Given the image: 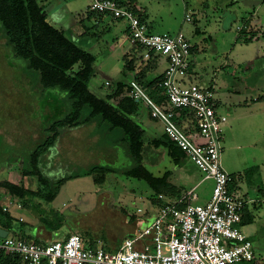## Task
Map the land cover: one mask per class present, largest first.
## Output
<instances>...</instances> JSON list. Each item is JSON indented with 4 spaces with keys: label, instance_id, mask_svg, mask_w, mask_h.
<instances>
[{
    "label": "rangeland",
    "instance_id": "obj_1",
    "mask_svg": "<svg viewBox=\"0 0 264 264\" xmlns=\"http://www.w3.org/2000/svg\"><path fill=\"white\" fill-rule=\"evenodd\" d=\"M37 1L44 6L47 20L53 26L64 30L69 39L95 55V71L90 88L97 96L105 97L118 81L128 83L132 79L134 72L123 73L124 53L130 49L129 42L125 41L126 20L109 19L96 24L94 19H88L91 0ZM134 1L144 12L146 24L152 33L182 32L194 45L198 44L197 49L204 45L206 48L211 46L215 51L229 50L231 41L228 37L240 34L239 27L249 28L259 24L260 38L247 43L239 42L232 47L247 59L232 60L238 63L237 66L241 62L242 73H251L250 82L260 86L258 94L263 102L262 111L256 116L254 124L249 123L246 115L226 117L221 134V160L223 167L242 188L239 194L246 199L244 217L248 220L244 227L255 233L254 244L263 253L258 256L264 259V58L257 59L264 51V6L259 12L261 22L258 23L257 19L248 20L256 6L251 7L245 0ZM260 1H263L261 5L264 4V0ZM187 15L192 22L186 20ZM208 35L213 40H203ZM224 36L226 38H222ZM199 54L197 50L191 61L205 79L199 81L200 84L207 87L213 73L218 72L216 69L219 72L223 69L221 62L228 59L215 56L213 59H199ZM142 65L145 63L140 59L135 67ZM165 65L166 60L162 57L149 74V79L157 77ZM238 69L237 74L240 73ZM225 71L230 70H224L220 75H225ZM106 82L112 86H107ZM190 82L196 83L197 80ZM68 105L66 93L58 89L43 90L39 73L29 70L27 62L14 54L0 26V183L23 185L33 191L40 187L43 195L42 198L30 195L24 202V199L21 201L16 196H4L3 193L7 191L0 185V204L14 217L10 236H24L25 232L33 235L41 218H44L47 222L51 221L48 225L44 224L50 230L62 223L58 230L60 233L54 231V236L61 239L75 233L84 238L86 245L97 240L105 241L106 245L118 244L128 236L131 227H136L134 219L147 218V211L152 209V199H158L161 194L164 196L162 203H172L197 187L199 204L204 205L211 199L214 181L204 179V174L194 162L181 157L177 166L167 150L155 149L149 144L163 132L164 125L150 119L142 103L136 119L144 128V139L149 144L145 149L143 166L157 177L170 172L173 187L157 193L145 179L126 175L124 172L134 162L125 152L120 133L116 131L109 135L106 126L100 129L96 123L67 130L58 138L59 143L54 145L60 150L51 147L44 154L38 152L34 163L32 153L46 139V126L67 112ZM106 136L112 139L106 140ZM81 137L91 139V155L82 153L80 148L83 144L72 143V139ZM69 147L75 153L67 152L72 151L68 150ZM95 164L110 167L114 172L107 174L103 183H96L92 176L84 173ZM39 170L47 181L43 186L39 184ZM25 172L33 173L27 175ZM76 174L78 176L61 186L54 202L45 198L57 189L60 179ZM46 239L51 238L46 235Z\"/></svg>",
    "mask_w": 264,
    "mask_h": 264
},
{
    "label": "built area",
    "instance_id": "obj_2",
    "mask_svg": "<svg viewBox=\"0 0 264 264\" xmlns=\"http://www.w3.org/2000/svg\"><path fill=\"white\" fill-rule=\"evenodd\" d=\"M131 2L91 0L89 10L126 20L128 42L143 49L145 61L152 54L167 60L159 83L163 102L155 101L136 80L130 82L128 96L142 103L152 120L164 125V134L194 162L204 179L214 181L211 199L198 204L195 187L176 202H164L150 221L138 220L134 233L114 251L103 240L86 245L75 233L48 243L8 235L0 238V249L20 257L19 264L251 263L255 259L253 244L241 230L247 203L239 194V184L237 190H231L234 177L222 164L221 134L227 118L217 112L215 91L189 81L192 44L185 34L152 33L135 14ZM186 20L192 22L189 15Z\"/></svg>",
    "mask_w": 264,
    "mask_h": 264
},
{
    "label": "trees",
    "instance_id": "obj_3",
    "mask_svg": "<svg viewBox=\"0 0 264 264\" xmlns=\"http://www.w3.org/2000/svg\"><path fill=\"white\" fill-rule=\"evenodd\" d=\"M43 7L37 0H0V26L7 44L12 47L17 57L27 62L29 70L39 73L43 90L58 89L66 93L68 98L67 112L46 126L45 131H48V135L38 146V149L32 153L33 162L36 163L35 156L38 152L42 154L48 152L49 148L54 147L58 138L67 130L96 123V127L100 129L106 126L109 135L116 131L120 133V141L125 146V152L134 162V165L124 172L126 175L145 179L157 193L173 187L168 182L170 172L157 177L145 169L143 166L145 149L149 144L155 149L164 148L177 166L179 165V158L188 159V157L165 134L155 137L149 144L145 142V130L136 119L140 111V103L128 96L130 82L136 80L147 88L155 101L159 103L164 101L163 90L159 86L162 75L145 81L159 60V56L152 54L149 60H144L145 65L136 71L135 65L138 60H143L144 51L139 46H131L128 53L124 55L123 73L134 72L132 79L128 83L123 80L118 81L115 88L105 97L97 96L90 88V80L95 71V55L69 39L64 30L53 26L47 20ZM131 8L141 21L146 23L144 12L140 11L134 0L131 2ZM88 11L94 16V19H97V15H103L94 14L89 9ZM242 30L238 36L240 39H244ZM250 40L248 39L246 42ZM108 86H112L111 83ZM184 130L189 131L190 128H184ZM111 139V137L107 138L106 136V140ZM33 172H25L24 174L29 175ZM112 172L114 169L110 167L95 164L87 168L84 173L86 176H92L95 182L100 184L103 183L105 176ZM37 175H39L41 186L47 184L45 175L42 174L41 170L37 172ZM75 176L78 175H70L60 179L57 189L45 198L52 202L59 194L61 186ZM234 180L231 190H237L236 185L239 184L235 177ZM0 185L7 191L3 193L4 196H16L21 201L24 199V202L30 195L39 198L43 196H41L42 189L40 187L33 191L26 189L23 185L10 182H2ZM159 200V198H153L152 202L160 203ZM13 220L14 217L9 210L0 204V228L11 232L14 227ZM41 220L45 222V225H48L49 222L44 218ZM61 226L62 223H59L53 229L58 231ZM19 237L23 238L22 236ZM19 261L20 257L17 255L0 249V264H19Z\"/></svg>",
    "mask_w": 264,
    "mask_h": 264
},
{
    "label": "crops",
    "instance_id": "obj_4",
    "mask_svg": "<svg viewBox=\"0 0 264 264\" xmlns=\"http://www.w3.org/2000/svg\"><path fill=\"white\" fill-rule=\"evenodd\" d=\"M245 1H248L250 3L251 7H255L256 6V8L252 11V13L248 16V20H252L253 19L254 21H256V19H257L258 23H260L261 21H260V17H259L260 16L259 12H260L261 8L264 6V4L261 5V3L263 1H260V0H245ZM88 9H89V7H88ZM140 11H142V10H140ZM89 17L90 18H88V19H94L93 18L94 16H92L91 14H89ZM109 19L115 20L110 15H97V19H94V20H95L96 24L100 25L101 23H104V22H106ZM97 20H99V22H97ZM258 25L259 24H254V26H252V27L250 26L249 28L244 27V29L242 30L244 39L243 38L240 39L238 37L239 34L238 35L235 34L234 37H232V35L230 33L231 37L230 36L228 37L230 39V41H231L228 44L229 47H230L229 50L226 49V50H221V51H215V50H213L211 48V46H207V48H206L204 45L201 48L197 49V45L198 44L196 43L194 45L191 42V44H192V52H191V57H190V64L191 65H190L189 81H193V79H194V80H197L196 83L200 84L199 81H204L205 80L203 78V76L199 73L197 68L196 67L194 68V63L191 61L192 56L195 54V52L197 50L200 53L197 56L198 58L200 57L199 59H213V56H215V58L219 57V59H228L226 62H221L223 69L220 70V72H219L218 68L216 69V71H218V72L217 73L216 72L213 73V75L211 76V80H210L211 82H210L209 86H207V87H213V89L215 91V104H216L217 112L219 114L224 115L225 117H227L228 115L229 116L236 115L237 117H240L241 115H243V116L246 115V119H248L249 123H251V124H254L256 122L255 121L256 116H258L259 112L262 111L261 110V106L263 105L262 104L263 102L261 101L262 98L258 94L259 91H260V86L257 83H251L250 82V81H252V77L250 76L251 73H249V75L246 74V73H242L244 71L241 70L242 69V67H241L242 63L241 62L239 64V66H237L238 63L235 62L234 60H232V59H247L245 56H242L241 54H239L238 51L235 48H232V47H233V45H237L239 42L245 43L246 40H248V39H251L250 41H252L254 39L260 38L259 37L260 36L259 35L260 29H259ZM124 32L126 33L125 41L128 42V39H127V37H128L127 36L128 35V24H126L124 26ZM205 36L206 35H204V37ZM222 38H226V36H224ZM209 39L213 40V37L211 35H208L206 37V39H203V40L206 41V40H209ZM218 39H220V38H218ZM263 39H264V35H263ZM130 48H131V45H130ZM127 53H128V51L126 50L124 55H126ZM225 53H226V55H224ZM262 54H263V56H262ZM221 55H224V56L221 58ZM257 55H258V53L256 54V56ZM161 58L162 57H159V60ZM261 58H264V51L261 52V54L259 56H257V59H261ZM195 59H197V58L195 57ZM249 59H251V58H249ZM142 62H145L144 59L142 60ZM166 67H167V60H166V65H165L164 69L161 71V73L158 76H160V75H162L164 73ZM237 68H239L238 69L240 71L239 74L236 73ZM224 70H230V71H225L226 74L221 76L220 73L222 71H224ZM136 71H139V66H136ZM149 74H148L147 78L145 79V81H150ZM239 110L243 111V112L240 113ZM148 115H149V113H148ZM163 134H164V132H161L159 135H157L155 137L161 136ZM64 140H69V138L68 139H64ZM72 140H73L72 141L73 144H83L82 148L76 147L78 149L80 148V150H82V153L84 152V154L91 155L92 142L90 141L91 140L90 138L81 137L80 139H77V140L76 139H72ZM67 142L70 143L69 141H67ZM57 143H59L58 140H57ZM55 147H56V149L58 151L60 150V148L58 146H55ZM70 149L72 151H67V152H74L71 147L68 148V150H70ZM78 152H80V151H78ZM170 177L168 179V182L172 183V181H170V180H172V179H170ZM159 201H160V203L151 201L152 202V209L147 211V213H146L147 218H143V219H138L137 218L136 220L134 219L133 220L134 221V225L137 223L138 220L150 221L155 216V214H157L159 208L163 205L162 200H159ZM245 209H246V207H245ZM56 213H57V211H56ZM244 213H245V210H244ZM49 222H51V221H49ZM132 222H130V223H132ZM247 222H248V220H246L245 217H244V224L247 223ZM39 224L40 225L37 226V229L35 230V233L33 235L30 232H25L26 234L24 236H22V237L24 239H29V240L37 242V243H48V242H51V241L63 240V239L67 238L66 237V238L61 239V238H59L60 236L59 237L54 236V233L57 230H54V229L50 230V229L46 228L45 225H44L45 222H43L42 220H40ZM244 224L242 225L241 230L246 235V237L252 242L253 250H254V253H255L254 261L251 262V263H245V264H264V261H263L264 259L261 258L262 256L261 257L258 256V255H263V253H260L259 252L260 249H258V246L256 247V245L254 244V239H253L254 237L253 236H254L255 233L252 232L251 229L244 227ZM138 228L140 229L141 226L139 225ZM135 230H136V227H134V226L131 227L127 235L129 236V235L133 234ZM59 233L60 232L58 231L57 234H59ZM8 235H10V232L8 233ZM46 235H49L51 239L47 240L46 239ZM121 242H122V240L118 244L113 243L111 245H106V247L110 251H114V250H116L119 247ZM255 247L257 249H255Z\"/></svg>",
    "mask_w": 264,
    "mask_h": 264
},
{
    "label": "water",
    "instance_id": "obj_5",
    "mask_svg": "<svg viewBox=\"0 0 264 264\" xmlns=\"http://www.w3.org/2000/svg\"><path fill=\"white\" fill-rule=\"evenodd\" d=\"M8 231L0 228V238H6L8 236Z\"/></svg>",
    "mask_w": 264,
    "mask_h": 264
}]
</instances>
